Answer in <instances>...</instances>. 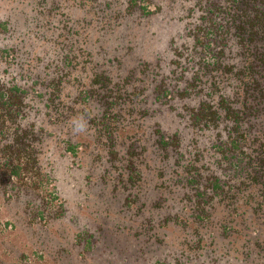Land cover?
<instances>
[{
    "label": "trees",
    "instance_id": "16d2710c",
    "mask_svg": "<svg viewBox=\"0 0 264 264\" xmlns=\"http://www.w3.org/2000/svg\"><path fill=\"white\" fill-rule=\"evenodd\" d=\"M26 4L33 13L25 19L29 26L35 25L40 45L35 61L17 80L16 75L7 81L0 78L1 194L13 196L25 190L39 194L41 207L32 221L44 218L56 197L45 188L48 172L38 162L33 141L47 129L21 127L17 119L27 109L24 97L31 91L62 125L73 116L87 119L94 131L93 158L107 157L111 162L126 158L113 165L125 192L123 202L148 213L151 237L158 239L160 228L174 229L183 253L204 254L202 247L215 251L240 235L244 258H259L264 264V0H29ZM138 11L142 17L164 14L183 22L184 37L174 45L173 60L166 62V81L154 82L148 62L134 59L133 51L111 56L107 43L93 34L118 29L121 21ZM76 12L79 16L74 19ZM11 14L0 11L4 37L14 35ZM13 50L10 44L0 46L3 71L19 64ZM150 87L155 98L149 97V103L168 104L189 131L213 130L209 141L220 153L217 163L232 168L237 184L204 173L205 162H196L200 148L187 158L188 139H182L178 129L164 134L154 121L158 127L146 132L130 123L134 101H144ZM222 87L232 90L225 94ZM184 98L195 104L188 105ZM180 99L182 103L175 104ZM12 131V138L5 140ZM151 135L157 154L141 142ZM61 141L74 155L83 145L69 132ZM8 226L9 220L0 221V230Z\"/></svg>",
    "mask_w": 264,
    "mask_h": 264
},
{
    "label": "rangeland",
    "instance_id": "374dc122",
    "mask_svg": "<svg viewBox=\"0 0 264 264\" xmlns=\"http://www.w3.org/2000/svg\"><path fill=\"white\" fill-rule=\"evenodd\" d=\"M27 2L29 0H0V11L8 15L12 13L11 17L16 22L13 23V36L0 35V46L10 44L19 62L14 68L3 71L5 63L0 59V78L4 81L10 79L11 75H16L14 78L17 80V75L24 71V67H31L35 61L34 53L39 50L40 38L35 35V25L29 26L30 23L25 19L33 13ZM73 16L77 18L79 12ZM56 18L60 16L56 15ZM110 29H107V33L94 30L93 34L100 35L103 43H107L111 56L126 55L133 51L130 55L134 59L148 62L149 76L154 77V82L161 79L166 81L165 75L169 69L166 62L173 60L174 45L184 37L182 21H171L164 14L142 17L138 11L137 15L121 21L118 29ZM158 69L164 72L157 73ZM116 72L117 69L113 70V73ZM68 89L72 91L73 85ZM231 90L232 87L221 89L225 94ZM148 91L144 101H134L130 123L133 122L139 131L145 129L146 132L158 127L154 121H158L164 134H173L178 129L182 139H188L187 158L194 157L193 152L200 148L201 155L196 162H205L206 167L202 168L204 173L237 184L239 181L233 177L232 168L225 163H217L220 153L211 148L209 141L213 130L205 132L203 129H194L197 135L194 134L182 125L183 117L167 109L168 104L149 103L148 98H155V94L151 93V87ZM184 99L188 105L195 104L192 98ZM24 101H28V104L22 116L17 117L20 126L28 127L31 124L33 128L47 129L39 132L43 137L37 136L33 141L38 162L48 172L45 188L56 192V197L45 217L32 221L31 216L38 206L41 207L39 194L25 190L10 196L2 195L0 190V221L9 220L11 224L0 230V264H260L261 259L248 260L241 254L240 235L230 237L231 242L227 247L222 246L215 251L202 247L204 254L196 251L183 253L174 229L160 228V237H151L150 223L146 220L148 213L144 210L138 212L135 207H126L123 202L125 192L121 189L119 173L113 165L125 162L126 158L113 162L106 161L107 157L93 158L94 131L87 125L86 118L76 120L75 116L69 117L68 122L62 125L63 121L56 120L54 115L49 116L44 111L43 102L33 92L26 93ZM181 101L176 100L175 104ZM92 104H96L95 98ZM153 106L154 111L151 110ZM95 110L99 111V106H95ZM144 111H148V114ZM78 123L83 126L82 131L76 130ZM68 132L73 139L83 142L76 155L67 152L61 141ZM28 133L32 134L31 131ZM13 135V131L8 133L5 140ZM152 137L141 139V142L152 154H157V149L150 143ZM134 162L144 170L140 160L134 159ZM146 168L150 167L147 165ZM151 185L147 186L150 194ZM218 253L221 256H216Z\"/></svg>",
    "mask_w": 264,
    "mask_h": 264
},
{
    "label": "clouds",
    "instance_id": "9594fccd",
    "mask_svg": "<svg viewBox=\"0 0 264 264\" xmlns=\"http://www.w3.org/2000/svg\"><path fill=\"white\" fill-rule=\"evenodd\" d=\"M76 130L77 131H82L83 130V126L78 123L77 126H76Z\"/></svg>",
    "mask_w": 264,
    "mask_h": 264
}]
</instances>
